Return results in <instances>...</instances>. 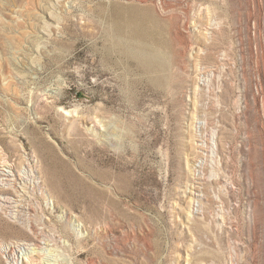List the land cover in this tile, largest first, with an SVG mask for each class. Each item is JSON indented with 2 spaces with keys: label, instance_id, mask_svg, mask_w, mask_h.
I'll list each match as a JSON object with an SVG mask.
<instances>
[{
  "label": "rangeland",
  "instance_id": "374dc122",
  "mask_svg": "<svg viewBox=\"0 0 264 264\" xmlns=\"http://www.w3.org/2000/svg\"><path fill=\"white\" fill-rule=\"evenodd\" d=\"M0 264H264V0H0Z\"/></svg>",
  "mask_w": 264,
  "mask_h": 264
},
{
  "label": "bare ground",
  "instance_id": "6f19581e",
  "mask_svg": "<svg viewBox=\"0 0 264 264\" xmlns=\"http://www.w3.org/2000/svg\"><path fill=\"white\" fill-rule=\"evenodd\" d=\"M135 48V47H134ZM133 52V51H132Z\"/></svg>",
  "mask_w": 264,
  "mask_h": 264
}]
</instances>
